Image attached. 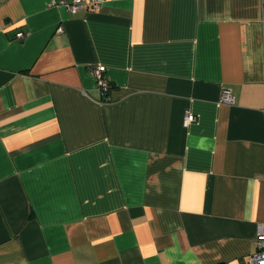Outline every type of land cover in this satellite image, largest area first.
<instances>
[{
  "label": "crops",
  "instance_id": "crops-1",
  "mask_svg": "<svg viewBox=\"0 0 264 264\" xmlns=\"http://www.w3.org/2000/svg\"><path fill=\"white\" fill-rule=\"evenodd\" d=\"M60 1L0 0V264H250L264 0Z\"/></svg>",
  "mask_w": 264,
  "mask_h": 264
},
{
  "label": "built area",
  "instance_id": "built-area-1",
  "mask_svg": "<svg viewBox=\"0 0 264 264\" xmlns=\"http://www.w3.org/2000/svg\"><path fill=\"white\" fill-rule=\"evenodd\" d=\"M102 0H70L69 2L62 0L60 4L65 5L68 10L71 12H76L77 10L85 7L96 9L100 6ZM62 30V27L59 28V31ZM25 32L23 30H18L15 33V38L17 40H21L24 38ZM90 70L93 73L98 89L100 90L102 95H106V92L109 90L111 84L109 79L104 76L105 66L103 64H96L90 66ZM234 98L231 94V91L228 89H224L221 94L222 102H233ZM264 112V108H263ZM195 116L191 113H186L183 119V124L185 126L189 125L193 122ZM264 177V176H263ZM256 250L253 254L248 257V262L250 264H264V222L259 223L257 225V233H256Z\"/></svg>",
  "mask_w": 264,
  "mask_h": 264
},
{
  "label": "trees",
  "instance_id": "trees-1",
  "mask_svg": "<svg viewBox=\"0 0 264 264\" xmlns=\"http://www.w3.org/2000/svg\"><path fill=\"white\" fill-rule=\"evenodd\" d=\"M110 88H111V86H110ZM110 88H109V89H110ZM108 91H109V90H108ZM108 91H107V92H108ZM107 92H106V94H107ZM103 96H104V95H103Z\"/></svg>",
  "mask_w": 264,
  "mask_h": 264
}]
</instances>
